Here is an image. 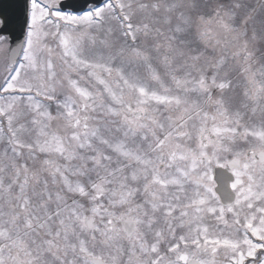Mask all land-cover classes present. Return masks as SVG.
Here are the masks:
<instances>
[{"label": "snow or ice", "instance_id": "obj_1", "mask_svg": "<svg viewBox=\"0 0 264 264\" xmlns=\"http://www.w3.org/2000/svg\"><path fill=\"white\" fill-rule=\"evenodd\" d=\"M0 264H264V0H0Z\"/></svg>", "mask_w": 264, "mask_h": 264}]
</instances>
